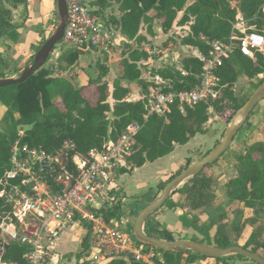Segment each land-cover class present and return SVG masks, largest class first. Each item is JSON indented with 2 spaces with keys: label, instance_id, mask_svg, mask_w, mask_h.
Listing matches in <instances>:
<instances>
[{
  "label": "trees",
  "instance_id": "16d2710c",
  "mask_svg": "<svg viewBox=\"0 0 264 264\" xmlns=\"http://www.w3.org/2000/svg\"><path fill=\"white\" fill-rule=\"evenodd\" d=\"M116 1L119 3L120 19L112 18V20L125 38L126 41L122 46L127 49L122 51L118 60V74L111 86L105 79L108 74L106 60L99 64L102 70L98 77L92 80L97 95L94 102H90L84 91L76 88L70 78L65 76L82 54L77 50L65 51L58 58L56 66L47 67L49 56L45 64L23 82L0 87V104L5 107L2 120L6 123V126L0 130V179L10 167V151L15 142L40 147L49 152L59 150L65 142H70L73 149L67 151V156L68 163L71 164L70 156L73 154H86L92 149H101L107 140L116 139L129 124L139 123L141 127L135 138L136 151L129 157V162L134 168L169 154L175 146L186 144L197 133L204 131V126L209 120L210 104L200 102L192 107H186L183 112L173 107L166 117L150 115L145 120L143 103L127 99L134 84L145 90L150 88L149 85L157 86L142 77L144 72L149 71L147 65L141 63L147 60V53L140 48L128 47L129 41L136 40L139 43L145 39L139 34L142 23L147 24L149 33H152L151 24L154 18L161 21L165 31H168L174 23L180 26L187 24L189 28L184 36L178 39L168 36L163 43L179 42L203 54L208 53L210 41L228 40L239 15L249 24L264 29V13L260 9L264 0ZM26 2L27 0H0V39L6 37L13 41L18 40L19 33L13 22L12 7L16 8ZM99 4L105 8L107 2L100 0ZM234 62L242 67L246 80L256 89L264 81V76H260L264 73V54L257 52L251 58L241 54L236 48L230 58L224 60L216 70L224 97L231 101L232 109L237 111L243 103H240L233 94L234 84L238 78V70ZM180 64L181 70L186 74L175 66L164 64L161 67L150 68L149 73L153 77L160 78L159 86L163 90H167L168 86L176 91L196 87L197 75L202 63L193 55H184ZM3 77L6 76L0 70V78ZM57 98L59 100H56ZM222 99L213 103L216 111H221L224 107L220 105ZM241 129L242 127L239 131ZM20 130H23L22 134ZM235 160L236 173L224 184L226 194L231 201H238L247 209L259 211L264 207V141L250 144L237 154ZM189 163L190 159H187L184 168ZM203 170L197 176L188 179L180 189H184L189 182L205 185L209 177L203 173ZM164 185L165 183L158 184L159 189L161 190ZM124 197L122 189H117V203L102 211L105 219L115 218L118 215ZM165 204L176 206L170 198ZM6 212L7 208L0 199V220ZM224 214V212L218 214L208 224L197 225L198 218L189 219L184 212L180 221L184 226L198 227V231L203 235V238L193 237L191 240L228 247L233 244L224 231L222 218ZM214 226L216 231L211 238L210 230ZM145 232L165 240L175 239L165 228L154 233L145 227ZM255 238L256 234L252 233L241 246L258 253L259 248L255 244ZM82 247L81 254L87 249L86 240H83ZM152 248L161 254V260L155 259V264H194L197 260L208 258L190 251H162ZM26 251L25 246L11 242L5 247L3 258L11 262H22ZM234 258L244 259L240 255H232L213 260L215 264H227ZM106 264L143 263L129 257L127 260H110Z\"/></svg>",
  "mask_w": 264,
  "mask_h": 264
},
{
  "label": "built area",
  "instance_id": "2783aa9c",
  "mask_svg": "<svg viewBox=\"0 0 264 264\" xmlns=\"http://www.w3.org/2000/svg\"><path fill=\"white\" fill-rule=\"evenodd\" d=\"M99 2L65 0L67 23L54 50L111 53L115 47L113 28ZM260 9L264 13V3ZM188 28L187 24L174 23L168 35L181 38ZM209 45L207 54L200 51L192 54L202 63L196 87L176 91L168 86L163 90L156 76V87L138 88L128 94L129 101L143 103L145 120L150 115L166 117L173 107L183 112L200 102L210 104L209 111H213V103L224 97L216 70L236 48L251 58L257 52L264 54V29L249 24L239 15L228 40H213ZM172 47L149 40L140 49L147 53V62L152 63L169 61ZM181 59L182 56L173 62L179 70ZM140 127L139 123H131L101 149L73 154L71 164L67 156V151L73 149L70 142L50 152L15 142L10 151V167L0 179V199L7 208L0 220V264H55L57 240L73 224L87 230L89 258L109 262L132 257L143 264L161 260L160 253L122 232L114 218L107 220L102 213L117 203L119 178L131 169L129 157L136 151L135 138ZM11 242L27 248L22 262L3 258L5 247Z\"/></svg>",
  "mask_w": 264,
  "mask_h": 264
},
{
  "label": "crops",
  "instance_id": "0c3cea01",
  "mask_svg": "<svg viewBox=\"0 0 264 264\" xmlns=\"http://www.w3.org/2000/svg\"><path fill=\"white\" fill-rule=\"evenodd\" d=\"M106 2L107 5L105 8L103 7L102 12L106 15L108 24L113 28L115 53H110L109 55L105 54L103 59L104 61L108 58L107 56H109V58L113 56L115 59H120L122 51L127 49L126 47L124 48L122 46L126 41L125 38L121 34L119 27L114 24L112 20V18L120 19L119 3L116 0H106ZM147 27L148 26L146 23L141 24L139 34L144 36L145 39L141 40L139 43L136 40L129 41V48L138 49L141 47L142 43H145L149 40H154L162 44L169 36L168 31H165L162 28L161 21L158 19H153L151 24L152 33H149ZM169 42L173 41H167L166 44L163 43L162 45L168 46V44H171L173 47L181 45L179 42L175 43L176 45H173ZM184 47L183 45H181V48L179 46L183 52V54H180L182 57L184 55H190V49L187 46ZM195 51L198 52V50ZM195 51L192 50V53H196ZM89 53L94 58L93 52ZM107 62L108 61L106 60V63ZM141 63L146 64L148 70L150 71V68L161 67L164 62L150 63L145 60ZM106 65L107 67L109 66L108 63ZM149 71L144 72L142 77L148 82L151 81L150 79H152L153 81L151 82L155 84L154 78L156 76H151ZM67 75L68 74L65 76L68 77ZM237 82L238 78L235 84ZM244 84L251 85L248 80L243 81V85ZM149 87H151V85H149ZM138 88L140 89V87ZM257 106L258 108L255 110ZM0 107L3 108L2 112H4L5 107H3L1 104ZM255 108L242 126V129L238 132L239 134H236L237 136L233 138V140L236 138L235 141L232 140L231 144L227 148L229 152L225 151V153L227 152L228 154L223 159L221 164H212V166L209 168V172L206 173L208 174L209 181L205 185H199L196 182H189L185 185L186 187L181 190L180 188L184 185L183 183L170 197V200L172 199L171 202L176 206L171 207L168 205L166 207H161L147 218L145 227L154 233H157L161 228H165L173 234L175 239H191L193 237L203 238V235L198 231V227L194 228L193 226H184L181 223L180 217L182 214H184V212L189 219H192L193 217L198 218L199 222L197 225L208 224L212 218H215V210L222 209L226 214V217H230V219L234 213L239 214L240 212L243 217L242 221H244L246 226L243 230V233L239 235V239L236 240V242H233V244L242 245L250 238L252 233H255V244L259 248L258 253L264 256V207L259 211H254L253 209L245 208V206L238 201H231L226 194V188L224 185L225 181L234 176L236 173L235 158L237 156V150H244L254 142L264 141V98L257 103ZM211 112L212 111H209V120L205 124L203 129L204 131L202 133H197L184 145L175 146L172 152L156 159L153 162H147L140 167L132 168L131 166L130 170L125 171V173L120 176L119 186L125 195L120 211H129L130 214L128 218L125 217V223L131 220L133 223L139 211L159 195L160 189L158 184H166L178 172L184 169L187 159H190V163L188 165L199 160L221 139L222 134L228 125L220 129V124L219 127L217 126V128H214L216 127V123H214L215 126L212 128L213 130L209 131L208 128L210 126L209 124L212 122V118L213 120H216L219 117L217 113L214 114L213 112L211 118ZM234 170V174L231 175ZM221 191L224 192V197L227 198L226 202H221V198L223 197V195L220 193ZM215 204L217 205L216 208L209 210V207L215 206ZM172 213H175L176 216H179V225H177V227L174 229L168 225H165L170 219ZM216 216H218V214H216ZM233 225H236V223H233ZM215 231L216 226L212 227L210 230L211 238H213ZM79 233L80 236L74 241L75 236H77ZM225 234L227 235L226 232ZM83 240H86L87 243V230L85 227L78 224H73L63 230L54 248L55 264H106L107 262L100 261L97 258H89L88 243L85 253L81 254L83 249ZM73 243L75 244V247L74 245L72 247ZM213 259L214 258L208 257L206 259L197 260L194 264H215ZM242 261L244 262L242 264H247V262L244 260ZM227 264H231V262H228Z\"/></svg>",
  "mask_w": 264,
  "mask_h": 264
},
{
  "label": "rangeland",
  "instance_id": "374dc122",
  "mask_svg": "<svg viewBox=\"0 0 264 264\" xmlns=\"http://www.w3.org/2000/svg\"><path fill=\"white\" fill-rule=\"evenodd\" d=\"M13 12V22L14 25L19 33V38L16 41H13L11 39H8L6 37H3L0 39V70L6 77H18L21 70L32 63L34 54L36 53V49L39 45H42L45 40L53 33L56 24L58 22V15H57V9H56V0H27L26 3L18 5L16 8L12 7ZM262 30V29H261ZM176 41V40H175ZM173 45H176L175 42H170ZM190 49V55H192V50H196L193 47H189ZM114 49H111V54L115 53ZM67 50H61L59 48H56L53 50L52 54L50 55L49 60L47 61V67L50 66H56L58 62V58L62 56L63 53H65ZM171 57L169 61H165L163 64L165 66H175L174 61H177L180 57V54H183L182 50L179 48V46L172 47L171 51ZM105 54L109 55V53L103 52V55L99 52L96 53L93 52L94 58L89 52L82 53L79 56V59L72 67V69L68 72V78L72 81L74 86L76 88H81L86 97L90 102H94L96 95V89L94 84L92 83L94 79H96L101 72L102 68L100 69L99 64L105 62L103 59L105 57ZM106 59L109 64L108 71L109 73L105 77L109 85L111 86L114 78L118 74V60L119 58H113L107 56ZM112 59V60H111ZM106 63V64H107ZM235 67L238 70V82L234 86L233 94L238 99L240 103H244L249 96L254 91V87L251 85L244 84L243 81L246 80L242 67L234 62ZM260 76H264V73ZM4 78V77H3ZM138 86L136 84L133 85L131 88V91H137ZM56 100H59L57 98ZM59 103V102H58ZM220 105L224 106L221 111H216L215 109L211 112V118L214 114L217 113L219 115L218 119L213 120L209 124L208 130H213L214 123H216V127H219L220 129L224 128L230 123V120L233 118L236 111L232 109L233 104L230 100H228L226 97H223L222 101H220ZM258 108V106L255 108V110ZM3 108L0 107V130L3 129L4 126H6V123L2 120V115L4 112ZM2 120V121H1ZM246 128V126H245ZM23 133V130H20V134ZM239 133H237L238 135ZM236 135V136H237ZM236 139V138H235ZM235 139L233 141H235ZM228 151V150H226ZM243 150L238 151L237 154L241 153ZM229 152V151H228ZM227 152L223 153L214 163L216 165H220L223 159L227 156ZM212 164H209L205 166V169L203 170V173L206 174L209 172V168L212 166ZM235 170L231 175H233ZM223 197L221 198V202H226L227 198L224 197V192H220ZM144 195V194H142ZM172 201V199L170 200ZM165 207L168 206L167 204L164 205ZM215 206H210L209 210L215 209ZM122 208V206H121ZM225 211V210H224ZM223 210H215V217L216 214L222 213ZM209 214V213H208ZM129 211H119L118 215L115 217V221L118 222L120 230L122 232H126L129 234L131 238H135L133 234V223L132 220L128 221L127 223L125 220V217L128 218ZM257 216V215H256ZM179 216H176L175 213H172L170 216V219L166 222V226L168 225L171 228H176L177 225H179ZM223 218V224H224V231L227 233L230 238L229 240L233 244V242H236L238 240L239 235L243 233V230L245 228V224L242 217V214L239 212V214L234 213L230 219V217H226V214L222 216ZM233 223H236V225H233ZM69 231V230H68ZM65 235V233H64ZM80 236V233L75 236V240L78 239ZM75 247V244H72V247ZM237 245V244H233ZM245 259V258H244ZM240 258L230 259L229 262L231 264H242L244 263ZM233 260V261H232ZM247 262V264H254L250 260H244Z\"/></svg>",
  "mask_w": 264,
  "mask_h": 264
},
{
  "label": "water",
  "instance_id": "95a60500",
  "mask_svg": "<svg viewBox=\"0 0 264 264\" xmlns=\"http://www.w3.org/2000/svg\"><path fill=\"white\" fill-rule=\"evenodd\" d=\"M56 9L58 15L56 27L53 33L36 51L32 63L25 66L18 77L0 78V87L23 82L45 64L47 58L52 54L54 46L61 39L64 27L67 23V8L65 0H56ZM263 98L264 81L254 89L249 98L235 112L218 143L203 157L188 165L169 180V182L160 190L159 195L139 211L132 227L133 234L137 241L162 251H190L214 259L240 255L242 258L248 259L256 264H264V257L261 254L247 250L241 245L218 247L191 239L165 240L149 235L145 232V222L147 218L163 207L166 201L183 183L188 179L197 176L205 166L212 164L219 159V157L227 150L239 129L244 125L257 103Z\"/></svg>",
  "mask_w": 264,
  "mask_h": 264
}]
</instances>
